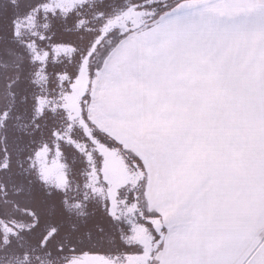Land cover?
Returning <instances> with one entry per match:
<instances>
[{"label": "snow or ice", "instance_id": "1", "mask_svg": "<svg viewBox=\"0 0 264 264\" xmlns=\"http://www.w3.org/2000/svg\"><path fill=\"white\" fill-rule=\"evenodd\" d=\"M0 264H264V0H0Z\"/></svg>", "mask_w": 264, "mask_h": 264}]
</instances>
